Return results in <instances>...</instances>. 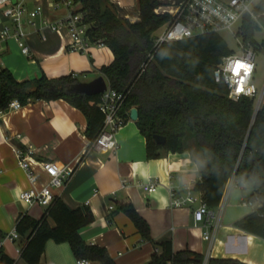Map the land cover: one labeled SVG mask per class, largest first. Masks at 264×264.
Wrapping results in <instances>:
<instances>
[{
	"label": "trees",
	"instance_id": "16d2710c",
	"mask_svg": "<svg viewBox=\"0 0 264 264\" xmlns=\"http://www.w3.org/2000/svg\"><path fill=\"white\" fill-rule=\"evenodd\" d=\"M76 14L87 27L85 39L90 47L111 51L114 61L99 70L111 90L125 95L123 113L137 109L135 122L146 141L148 160L167 154L188 153L198 168L200 180L194 191L202 195L209 210L219 207L232 177L251 197L260 201L255 212L238 220L234 227L264 241V105L241 98L234 102L228 89L217 82L215 72L223 58L234 54L219 34L184 39L163 45L146 70L141 73L152 50L156 33L172 17L157 15L158 0H138L139 22L119 18L110 0H73ZM264 13V0L255 14ZM264 31V17L258 22L245 17L237 38L256 52H264V40L255 41ZM67 50H70L67 48ZM90 61L91 58L89 57ZM80 83L79 76L59 79L41 78L19 83L0 65V113L17 102L25 107L34 101H65L79 110L87 121L85 137L90 149L103 126L99 110L100 95L87 97L71 89ZM154 136L165 138L157 145ZM119 211L133 223L143 241L152 242L147 222L130 203H118ZM88 207L69 209L55 197L40 219L27 214L16 222L21 258L26 264H40L46 244H68L76 260L96 264H116L106 249L87 244L79 231L92 224ZM51 223L53 225H51ZM156 252L148 264H203L204 257L189 250L174 252L171 242L153 243ZM0 264H13L2 252ZM208 264H244L232 259H210Z\"/></svg>",
	"mask_w": 264,
	"mask_h": 264
},
{
	"label": "crops",
	"instance_id": "0c3cea01",
	"mask_svg": "<svg viewBox=\"0 0 264 264\" xmlns=\"http://www.w3.org/2000/svg\"><path fill=\"white\" fill-rule=\"evenodd\" d=\"M110 1L119 18L139 22L138 0ZM158 1L161 3L159 12L173 14L175 5L183 0ZM25 4L31 11L39 5L42 14L35 19V26L24 27L25 37L19 39L12 33L0 50L1 67L10 71L17 82L36 80L42 75L59 79L95 74L97 78L99 70L114 61L111 51L104 47H90L85 53L73 51L66 28L60 27L57 32L45 26L44 21L58 26L67 16L64 9H59L62 13L57 14L53 0H30ZM11 6V0H0V32L6 26L11 27L3 16V11ZM24 48L29 49L28 55H23ZM261 96L259 107L264 105V90ZM86 128L83 114L62 100L34 101L0 114V242L15 232L21 215L38 220L44 212L40 207L29 208L19 200L20 194L32 186L18 165L14 148L24 151L26 146H31L35 150L32 167L37 189L49 180L41 164L57 162L74 169L67 184L54 190V195L71 210L89 208L94 221L82 228L79 235L87 244L106 249L116 264H148L157 251L153 243L166 241L171 242L174 252L189 250L209 260L264 264V241L234 227L238 220L260 207L253 198V208L241 205L246 194L251 197L250 190L228 188L227 184L219 207L210 210L212 217L196 224L193 212L198 204L182 209L169 207V190H182L199 176L188 153L148 160L145 138L131 121L117 134L118 148L113 157L89 152ZM18 135L23 139L18 140ZM148 183L157 185L153 193L147 194L142 189ZM119 202L133 205L149 225L152 242L143 241L131 220L117 209ZM205 234L209 235L207 241L203 239ZM1 252L13 264H26L21 258L19 239L3 242ZM76 261L68 244L49 241L40 264H76Z\"/></svg>",
	"mask_w": 264,
	"mask_h": 264
},
{
	"label": "built area",
	"instance_id": "2783aa9c",
	"mask_svg": "<svg viewBox=\"0 0 264 264\" xmlns=\"http://www.w3.org/2000/svg\"><path fill=\"white\" fill-rule=\"evenodd\" d=\"M261 0H228L222 2L221 0H183L176 4L173 14L161 13L160 8L154 12L157 15L168 14L172 17V21L163 28L160 35L154 39L152 50L150 51L145 64L141 67L143 73L148 64L152 61L159 49L166 44L178 42L184 39L195 37H202L212 34H220L223 31H229L237 38V33H233V28L238 25L239 28L245 17L250 18L254 22H258L261 15L255 14V9ZM26 0H18L15 6H11L3 11V16L11 23L0 32V50L3 48V43L10 35L16 38L25 37L24 27L35 26V19L42 14V8L38 5L34 10H28L25 4ZM54 10L64 9L67 11L65 20L58 24V26L51 25L48 21L43 24L53 31H57L60 27L68 30L72 39V50L77 52H87L90 48L85 34L87 27L82 25V16L76 14V5L73 0H53ZM238 28V30H239ZM237 30V32H238ZM241 54H232L231 56L222 59L221 64L215 72L216 81H222L228 89V97L230 100L237 102L241 98L257 99L259 96L258 89L253 84L255 74V57L256 54L251 47L239 42ZM23 55L29 54V49H22ZM246 65L247 69L240 67L238 74H234L233 69L239 65ZM247 72V74H245ZM243 80V90L239 93V81ZM125 102V95L111 90L107 85V90L100 95L99 110L104 116L103 126L92 147L88 149L89 152H102L113 157L117 151L118 144L116 136L119 131L127 125L130 119V112H122ZM262 102V96L259 97V104ZM20 105L17 102L9 104V109H18ZM257 107V108H258ZM1 114V113H0ZM18 140L23 139L20 135ZM87 151V152H88ZM15 156L18 160V165L23 169L31 184V189L20 194L19 200L29 208L40 207L43 210L49 208L55 199L54 190L62 189L69 181L74 169L69 166H62L57 162H49L41 164L44 174L48 177V182L37 189L35 187L36 178L34 169L32 167L33 156L35 150L31 146H26L22 151L20 148H14ZM200 180L197 176L196 180L186 184L181 189L171 188L169 190L171 209L188 208L194 204L198 207L193 212V218L196 224H202L206 218L212 217V213L206 207L202 200V195L194 191L195 184ZM239 187L238 181L232 177L228 182V188ZM157 188L155 183H148L143 185L142 189L145 193H153ZM257 204L260 201L255 199ZM244 207L253 208L254 203L251 198L241 201ZM19 239L16 232L6 235L0 242V253L3 242H15ZM204 240H209V235L203 236ZM209 259H204L203 264H208ZM76 264H96L89 260H77Z\"/></svg>",
	"mask_w": 264,
	"mask_h": 264
},
{
	"label": "rangeland",
	"instance_id": "374dc122",
	"mask_svg": "<svg viewBox=\"0 0 264 264\" xmlns=\"http://www.w3.org/2000/svg\"><path fill=\"white\" fill-rule=\"evenodd\" d=\"M26 2H30V0H26ZM62 11L58 10L57 14H61ZM239 26L236 25L233 28V33L236 34ZM163 28L159 30L155 36H158L161 34ZM221 39L226 43L227 47L233 51L235 54L240 55L241 54V49L239 46V42L241 41L239 38H236L232 33L229 31H223L219 34ZM264 40V31H260L256 33L255 35V41L260 43ZM256 57H255V74H254V82L253 84L256 86L259 92V96L256 99V105L258 104L259 97L261 96L263 90H264V52H256ZM96 78L95 74L89 75L88 77H85L83 75L79 76L80 82L81 83H86V82H91ZM98 78V77H97ZM132 122V121H131ZM248 196L247 194L244 196V199H247Z\"/></svg>",
	"mask_w": 264,
	"mask_h": 264
},
{
	"label": "water",
	"instance_id": "95a60500",
	"mask_svg": "<svg viewBox=\"0 0 264 264\" xmlns=\"http://www.w3.org/2000/svg\"><path fill=\"white\" fill-rule=\"evenodd\" d=\"M18 0H11V3L13 6L17 4ZM107 81L104 77L100 76L96 79H94L91 82L86 83H78L76 84L71 91L80 94L85 95L87 97H94L99 96L103 94L107 90ZM130 119L132 122H136L138 120V111L137 109H132L130 111ZM154 141L157 145L163 146L165 144V138L161 136H154Z\"/></svg>",
	"mask_w": 264,
	"mask_h": 264
},
{
	"label": "snow or ice",
	"instance_id": "6c2138e0",
	"mask_svg": "<svg viewBox=\"0 0 264 264\" xmlns=\"http://www.w3.org/2000/svg\"><path fill=\"white\" fill-rule=\"evenodd\" d=\"M240 67H243V68L247 69V66L246 65L241 64L237 68H234L233 69L234 74H238V71H239V68ZM245 74H247V72ZM242 85H243V80L239 81V87L237 88V92L238 93L243 90Z\"/></svg>",
	"mask_w": 264,
	"mask_h": 264
}]
</instances>
